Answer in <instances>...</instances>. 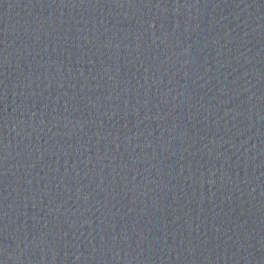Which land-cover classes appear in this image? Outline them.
I'll return each mask as SVG.
<instances>
[{
    "label": "water",
    "instance_id": "water-1",
    "mask_svg": "<svg viewBox=\"0 0 264 264\" xmlns=\"http://www.w3.org/2000/svg\"><path fill=\"white\" fill-rule=\"evenodd\" d=\"M0 264H264V0H0Z\"/></svg>",
    "mask_w": 264,
    "mask_h": 264
}]
</instances>
